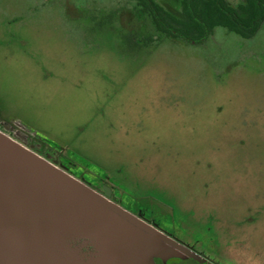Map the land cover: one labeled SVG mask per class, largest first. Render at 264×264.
<instances>
[{
    "label": "rangeland",
    "instance_id": "374dc122",
    "mask_svg": "<svg viewBox=\"0 0 264 264\" xmlns=\"http://www.w3.org/2000/svg\"><path fill=\"white\" fill-rule=\"evenodd\" d=\"M164 35L136 0H0V129L212 261L264 264V20Z\"/></svg>",
    "mask_w": 264,
    "mask_h": 264
},
{
    "label": "water",
    "instance_id": "95a60500",
    "mask_svg": "<svg viewBox=\"0 0 264 264\" xmlns=\"http://www.w3.org/2000/svg\"><path fill=\"white\" fill-rule=\"evenodd\" d=\"M183 244L0 129V264H155Z\"/></svg>",
    "mask_w": 264,
    "mask_h": 264
},
{
    "label": "trees",
    "instance_id": "16d2710c",
    "mask_svg": "<svg viewBox=\"0 0 264 264\" xmlns=\"http://www.w3.org/2000/svg\"><path fill=\"white\" fill-rule=\"evenodd\" d=\"M147 13L155 29L166 37L195 43L221 27L243 38L252 37L264 19V0H242L236 5L227 0H181L182 18H175L155 0H136Z\"/></svg>",
    "mask_w": 264,
    "mask_h": 264
},
{
    "label": "flooded vegetation",
    "instance_id": "af4514ba",
    "mask_svg": "<svg viewBox=\"0 0 264 264\" xmlns=\"http://www.w3.org/2000/svg\"><path fill=\"white\" fill-rule=\"evenodd\" d=\"M9 131L10 132H8V133L10 135L14 136L15 138H17L21 142L25 143L27 146L31 147L33 150L37 151L41 155L48 156L50 160L56 161L58 164H61V165L65 166V167L67 166V165L63 164L62 161L60 162L57 159H55L57 157L54 156L53 154L46 153V152H44V153L41 152L40 142L33 141L31 137L21 133L18 130H17L18 134L16 132H14V130H9ZM49 151H50V148H49ZM66 169H67V167H66ZM75 176H77V175H75ZM77 177L83 179L92 188H94L96 191L100 192L101 194H106L107 193V196H108L109 199L114 200L116 203L121 205L123 208L129 210L133 214L140 215V217L143 220H145V221H147L149 223H157L154 219H151L149 217L152 214V210L149 207H147L146 205H143L142 203L141 204H134V206H130V205L126 206V205H124L121 202L120 198H119V194H118V191L116 190L115 185L113 183H111L109 180H107V178L104 177L101 180L96 182L91 177L90 178H86V177H82V176H77ZM157 225H158V228L160 230H162L159 227L158 223H157ZM168 235H170V234H168ZM171 237L174 238L173 236H171ZM175 240H177V239H175ZM177 241L179 243L183 244L184 246H186L192 252H194L198 256L199 259H195V258H192V257H189V256H184L179 251H175L174 250L173 254L171 256L167 257V258H164V259L154 258L155 264H220V263L214 262L211 259L207 258L206 256L202 255L200 252H198L193 247H191V246H189L187 244H184V243L180 242L179 240H177Z\"/></svg>",
    "mask_w": 264,
    "mask_h": 264
}]
</instances>
